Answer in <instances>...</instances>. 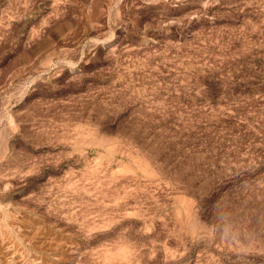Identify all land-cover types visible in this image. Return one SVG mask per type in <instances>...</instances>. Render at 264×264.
I'll return each mask as SVG.
<instances>
[{
  "label": "rangeland",
  "instance_id": "obj_1",
  "mask_svg": "<svg viewBox=\"0 0 264 264\" xmlns=\"http://www.w3.org/2000/svg\"><path fill=\"white\" fill-rule=\"evenodd\" d=\"M0 264H264V0H0Z\"/></svg>",
  "mask_w": 264,
  "mask_h": 264
}]
</instances>
